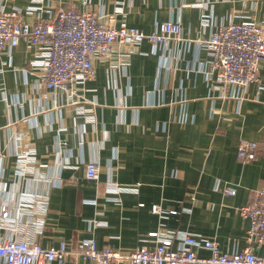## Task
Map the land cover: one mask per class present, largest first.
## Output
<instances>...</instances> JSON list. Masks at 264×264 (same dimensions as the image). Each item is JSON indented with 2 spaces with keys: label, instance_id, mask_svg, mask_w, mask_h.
Segmentation results:
<instances>
[{
  "label": "crops",
  "instance_id": "1",
  "mask_svg": "<svg viewBox=\"0 0 264 264\" xmlns=\"http://www.w3.org/2000/svg\"><path fill=\"white\" fill-rule=\"evenodd\" d=\"M80 1L42 5L49 12L60 5L82 10ZM89 1L98 15L122 1L117 24L144 32L178 21L182 38L159 45L143 41L126 64L95 61L94 77L78 85L83 101L77 104L43 85L26 39L6 47L0 54V204L44 196L41 245L65 242L72 251L50 264H94L75 252L81 239L120 251L151 247L149 233L161 222L214 239L223 252L245 248L248 219L239 207L264 187V60L258 82L220 95L206 73L207 50L197 39L228 22L264 24V0ZM30 3L0 0V8ZM203 13L208 23L202 26ZM240 139L258 144L248 163L236 156ZM17 141L34 152L32 174L15 173ZM89 161L97 165V179L85 176ZM225 187L235 193L225 194ZM152 204L166 217L153 213ZM172 209L176 213H168ZM197 253L208 255L205 249Z\"/></svg>",
  "mask_w": 264,
  "mask_h": 264
},
{
  "label": "built area",
  "instance_id": "2",
  "mask_svg": "<svg viewBox=\"0 0 264 264\" xmlns=\"http://www.w3.org/2000/svg\"><path fill=\"white\" fill-rule=\"evenodd\" d=\"M80 4L84 9L60 5L54 12L45 9L42 0H32L25 7H1L0 54L6 47L16 46L21 38L26 39L36 55L31 65L40 72L43 85L80 97L77 86L94 77L95 61L110 59L115 65L126 64L143 41L159 45L171 38H182L178 21H162L152 31L144 32L124 21L117 24L114 15L96 14L89 0H81ZM36 10L38 15L29 20L28 15ZM43 11L48 15H42ZM207 23L208 14L203 13L201 25ZM117 45L119 53L114 57ZM197 46L207 50L206 73L213 76L214 89L220 95L228 94L230 88L259 81L264 60V24L253 20L221 24L208 37H198ZM19 144L15 173L32 174L29 167L35 162L34 152L25 141H17ZM257 149V142L240 139L236 156L248 163L256 157ZM85 176L97 179L94 161L86 163ZM224 193L232 195L235 190L225 187ZM44 203V196L35 195L19 203L5 200L0 204V264H50L63 261L72 252L65 242L56 247L41 245L38 235L45 223L44 213H40L45 210ZM150 209L161 218L166 217L160 205L152 204ZM239 209L248 219L247 245L234 252L221 251L214 239L199 233L167 229L163 222L149 233L154 240L151 247L120 251L109 246L100 248L94 239L87 238L77 241L75 252L94 264H264V187L252 191ZM198 249L207 250L208 255H199Z\"/></svg>",
  "mask_w": 264,
  "mask_h": 264
},
{
  "label": "rangeland",
  "instance_id": "3",
  "mask_svg": "<svg viewBox=\"0 0 264 264\" xmlns=\"http://www.w3.org/2000/svg\"><path fill=\"white\" fill-rule=\"evenodd\" d=\"M117 10H119V11L117 12ZM121 10H122V1H117L116 4H115L114 10L112 12H109V13H106V14L112 15V16L114 15V19H117V15H118V13H121ZM77 88H78V86H77ZM81 98L82 97H76V96L75 97H72L73 103L74 104H77L78 100L83 101V99H81Z\"/></svg>",
  "mask_w": 264,
  "mask_h": 264
}]
</instances>
